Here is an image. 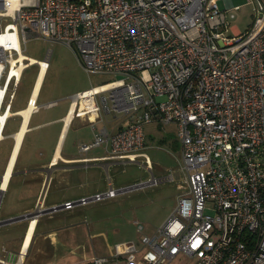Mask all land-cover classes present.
<instances>
[{
    "label": "built area",
    "instance_id": "built-area-1",
    "mask_svg": "<svg viewBox=\"0 0 264 264\" xmlns=\"http://www.w3.org/2000/svg\"><path fill=\"white\" fill-rule=\"evenodd\" d=\"M248 1L251 25L229 35L217 0H0V140L24 71L49 66V51L25 53L30 37L76 49L88 73L116 76L70 96V118H87L93 133L80 151L109 142L110 157L141 156L150 168L145 124L176 126L185 190L172 213L138 243L73 264H170L178 254L193 264H264V0ZM38 92L27 98L29 113L40 107ZM101 111L124 124L96 126ZM118 192L110 186L61 206Z\"/></svg>",
    "mask_w": 264,
    "mask_h": 264
},
{
    "label": "crops",
    "instance_id": "crops-1",
    "mask_svg": "<svg viewBox=\"0 0 264 264\" xmlns=\"http://www.w3.org/2000/svg\"><path fill=\"white\" fill-rule=\"evenodd\" d=\"M84 89L86 88L81 90ZM70 96L65 105L55 110L53 109L58 108L56 106L59 105V101L66 100L67 97L53 98L44 103H38L40 106L51 109L48 113L49 117L31 126L32 114L38 110L29 113L19 142L16 136L24 123V118L19 111L25 108L26 102L24 107L13 110L16 111V114L12 117L18 116L20 119L17 130L14 133L4 134L3 137V139L10 137L12 145L0 170V176L9 171L3 188H1L0 181V189H2L0 202L3 199L5 203L0 212V221L35 210L37 212L32 218L0 223V259H5L6 264H73L94 254L108 255L113 251L110 244H105V247H102L101 243H94L93 247L95 245L97 247V249L93 248L94 252L76 253L78 246L76 242L78 238H81L79 231L87 232L81 220L75 218L77 216L76 207L86 205L89 202L85 204L76 203L71 208H64L61 205L66 201H76L81 197H90L103 192L110 186L118 190L128 187V182H121L120 179L112 178L110 170L119 163L123 164L125 160L128 162H136V160L110 157L111 145L109 142L92 147L88 151H80L78 144L89 141L93 133L87 118L77 116L70 118L68 114ZM51 101H54V103L49 105L48 103ZM105 114L111 115L110 117L106 115L104 120L99 118L96 126L104 125L110 132H114L125 122L124 117H119L121 115L119 113ZM152 123L155 125L174 124L159 121H151L145 124V141L147 137L146 126ZM28 133L35 134L28 141V151L20 157ZM177 142L180 149L178 137ZM17 143H19L18 149L16 155H14ZM145 168L151 170L152 165L150 168L145 165ZM150 178L147 177L146 180H142L145 183L143 186L154 184L150 182ZM180 183L176 184L177 188H179ZM121 192L123 191L118 193ZM114 197L105 198L98 202ZM53 206L59 208L46 210ZM134 222L138 228L140 223ZM142 229L141 225V229H138L141 236L143 235ZM103 238L106 239L105 236ZM22 246L27 247V249L23 253L22 261H18V254L21 253ZM98 249L100 252L96 253ZM15 254H17L16 258ZM0 264L2 263L0 262Z\"/></svg>",
    "mask_w": 264,
    "mask_h": 264
},
{
    "label": "rangeland",
    "instance_id": "rangeland-1",
    "mask_svg": "<svg viewBox=\"0 0 264 264\" xmlns=\"http://www.w3.org/2000/svg\"><path fill=\"white\" fill-rule=\"evenodd\" d=\"M217 2L220 9L225 10L229 35L248 29L255 16V4L252 1L231 0L233 5H239L235 9L227 8L224 0H217ZM47 51H49V67L41 79L38 103H44L53 98L67 97L66 100H60L59 105L56 106L58 108L53 110L65 105L69 96L82 88L98 86L116 78L113 74L86 72L80 65L77 50L61 42L48 41L38 37L28 38L25 48V53L28 56L43 59ZM37 71L36 65H31L24 71L12 111L25 106L29 91L31 92L33 83L35 84ZM37 110L32 114L31 126L38 121L48 119V113L51 111L46 106H40ZM106 115L110 117L111 114L101 111V120H104ZM119 117H123V115H119ZM19 119L18 116L11 117L4 134L14 133L18 128ZM145 130L147 134L146 147L142 152L148 156L152 169L145 168L144 158L140 156L136 162L125 160L123 164L115 165L111 168L110 175L112 178L120 179L121 182H128L129 186L144 183L142 180L151 176L159 180L151 185L123 191L111 199L100 202L90 201L86 205L77 206L75 218L81 220L87 232L79 231L81 238H78L76 242V244L78 243L76 253L94 252L93 248L97 249L96 245L93 247L94 243H101L102 247H105V244H110L113 247L116 243L129 241L138 243L141 233L134 221L142 225L143 234L151 235L174 210L177 194L185 190L176 187V184L182 181L183 175L181 170L182 154L177 142L176 126L152 123L148 124ZM33 134L35 133H28L20 157L28 151V141ZM11 145L10 137L0 140V170ZM4 204L2 199L0 212ZM104 236L106 239L103 238ZM99 252L98 249L96 253ZM194 262L195 258L178 254L170 264H193Z\"/></svg>",
    "mask_w": 264,
    "mask_h": 264
},
{
    "label": "bare ground",
    "instance_id": "bare-ground-1",
    "mask_svg": "<svg viewBox=\"0 0 264 264\" xmlns=\"http://www.w3.org/2000/svg\"><path fill=\"white\" fill-rule=\"evenodd\" d=\"M44 72H45L44 66H41V68L38 70L37 78H36L35 84L33 86V97H35V95L37 94V92L39 90L41 79L43 77ZM30 109H31V107L29 106V107L23 108L21 111H19V113L22 114V116L24 118V120H23L24 123H23V126L20 128V130H19V132L17 133V136H16L17 139H18V142L20 141V139H21V137L23 135L24 125L26 124L27 116H28V114L30 112ZM18 144L19 143H17L16 148L14 150V153H13L14 155H16V152H17V149H18ZM8 175H9V171L5 175H3V179L1 181V184H2L1 188H3L5 186V182H6V179H7ZM26 249H27V247H24V246L21 247V250H22L21 251V253H22L21 261L23 259V253L26 251Z\"/></svg>",
    "mask_w": 264,
    "mask_h": 264
},
{
    "label": "water",
    "instance_id": "water-1",
    "mask_svg": "<svg viewBox=\"0 0 264 264\" xmlns=\"http://www.w3.org/2000/svg\"><path fill=\"white\" fill-rule=\"evenodd\" d=\"M2 179H3V175L0 176V181H2ZM144 184L145 183H142V184L139 183V184L131 185V186L122 188L119 191H126V190H129V189L135 188V187L143 186ZM1 192H2V189H0V194H1ZM46 210H52V208H49V209H46ZM36 212L37 211L35 210V211L29 212V213H25V214H22V215H17V216L5 219L3 221H0V223H10V222L17 221V220L24 219V218H32V217H34L36 215Z\"/></svg>",
    "mask_w": 264,
    "mask_h": 264
}]
</instances>
